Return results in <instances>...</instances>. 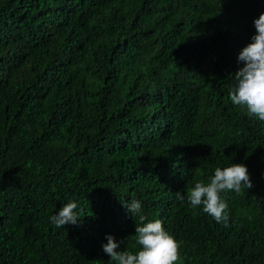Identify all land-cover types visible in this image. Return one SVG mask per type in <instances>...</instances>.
Returning a JSON list of instances; mask_svg holds the SVG:
<instances>
[{
  "label": "trees",
  "instance_id": "16d2710c",
  "mask_svg": "<svg viewBox=\"0 0 264 264\" xmlns=\"http://www.w3.org/2000/svg\"><path fill=\"white\" fill-rule=\"evenodd\" d=\"M264 0H0V264H114L141 202L177 264H264V122L229 99ZM243 164L228 227L188 191ZM185 197L183 202L176 193ZM76 203L78 225L50 217ZM142 226V225H139Z\"/></svg>",
  "mask_w": 264,
  "mask_h": 264
},
{
  "label": "clouds",
  "instance_id": "9594fccd",
  "mask_svg": "<svg viewBox=\"0 0 264 264\" xmlns=\"http://www.w3.org/2000/svg\"><path fill=\"white\" fill-rule=\"evenodd\" d=\"M255 35L251 43L245 46L237 57V62L243 63L234 74V85L229 91V99L235 106L245 109L247 114L264 122V13L253 21ZM248 169L243 164H231L221 169L217 167L210 182L206 185L197 182L187 193L191 207H202V211L211 216L216 223L228 227V205L221 199V193L234 192L240 195L242 190L252 188ZM177 199L185 197L176 193ZM132 215L138 217L139 224L135 226V241L141 250L132 254L129 251H118L120 244L111 235H106V244L102 251L114 264H177L180 259V244L164 230L160 220L145 223L146 217L141 214V202L133 199L122 204ZM76 203H67L58 213L50 217V223L56 228L66 225H78L81 220ZM142 225V226H139Z\"/></svg>",
  "mask_w": 264,
  "mask_h": 264
}]
</instances>
